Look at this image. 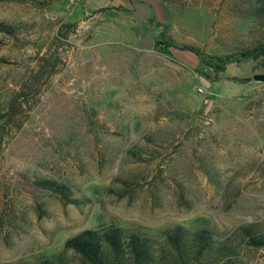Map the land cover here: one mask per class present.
Instances as JSON below:
<instances>
[{
  "label": "rangeland",
  "instance_id": "1",
  "mask_svg": "<svg viewBox=\"0 0 264 264\" xmlns=\"http://www.w3.org/2000/svg\"><path fill=\"white\" fill-rule=\"evenodd\" d=\"M138 1L170 40L210 58L264 40V21L233 0ZM129 9L0 1L13 30L0 31V264L35 263L106 225L156 239L175 225L264 228V82L235 80L264 72V56L214 74L192 52L165 48L160 29ZM38 178L69 185L71 201L35 187ZM241 253L264 264V249Z\"/></svg>",
  "mask_w": 264,
  "mask_h": 264
},
{
  "label": "trees",
  "instance_id": "2",
  "mask_svg": "<svg viewBox=\"0 0 264 264\" xmlns=\"http://www.w3.org/2000/svg\"><path fill=\"white\" fill-rule=\"evenodd\" d=\"M232 3L233 9L239 10L241 16L264 21V0H233ZM146 20L160 29L162 40L159 42L165 48L192 52L214 74L223 72L226 65L234 61L264 56V40H261L237 53L210 58L195 45L170 40L166 34V22H153L152 18ZM0 31L13 33L12 28L4 23H0ZM33 185L57 195L63 202L71 201L72 190L66 183L38 178L33 180ZM243 248L264 249V228L259 222H248L223 232L205 226L175 225L163 230L158 239L117 225H106L84 229L68 237L63 249L56 254L35 263L17 264H71L68 251L77 257L79 264H244Z\"/></svg>",
  "mask_w": 264,
  "mask_h": 264
},
{
  "label": "water",
  "instance_id": "3",
  "mask_svg": "<svg viewBox=\"0 0 264 264\" xmlns=\"http://www.w3.org/2000/svg\"><path fill=\"white\" fill-rule=\"evenodd\" d=\"M131 4V9L129 11L133 15V17L137 20L139 25H142L144 20L150 17L151 9L149 6L139 2L138 0H129ZM143 45L151 46V42L148 38H145L143 41ZM236 82L239 84H247L252 81L254 82H264V72H256L251 76L237 77Z\"/></svg>",
  "mask_w": 264,
  "mask_h": 264
}]
</instances>
